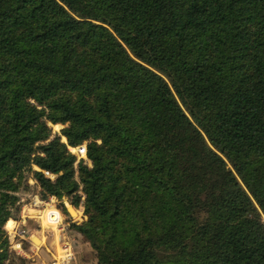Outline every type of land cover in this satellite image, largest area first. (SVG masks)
<instances>
[{
    "label": "trees",
    "instance_id": "1",
    "mask_svg": "<svg viewBox=\"0 0 264 264\" xmlns=\"http://www.w3.org/2000/svg\"><path fill=\"white\" fill-rule=\"evenodd\" d=\"M28 177L98 264H264V0H0V264Z\"/></svg>",
    "mask_w": 264,
    "mask_h": 264
},
{
    "label": "rangeland",
    "instance_id": "2",
    "mask_svg": "<svg viewBox=\"0 0 264 264\" xmlns=\"http://www.w3.org/2000/svg\"><path fill=\"white\" fill-rule=\"evenodd\" d=\"M51 126L53 127V131L55 133H61V129L63 128V125L61 124H51ZM64 140V138H62ZM65 141V140H64ZM70 149V147H69ZM79 162V161H78ZM54 178V176H53ZM39 189H38V184L35 183L34 179L31 177H28L27 179H25L22 182L21 188L20 190L16 193L19 200H20V204L18 203V205L12 210V214H11V218L12 220H18L20 218L21 215V210H22V206L24 203H32L33 199L35 198V195H37L39 193ZM85 197L83 195V201H84ZM69 203V205H72L75 209H77L78 211H80L82 213V215L77 218L74 219L73 217L68 218L69 217V212L68 209L66 207V203ZM55 205L59 206V208H61L62 212L64 213L65 217L68 218L70 226L69 229L67 230L68 235H70L72 238L73 236L76 238L72 239V243L73 244V252H74V257L73 259L70 261L69 264H98V256L96 251L92 248L90 242L80 233L78 232L76 229H74L72 227L73 223H77L80 224L83 221L88 219V215H86L84 213V207L80 206L79 208H76L69 200V198L67 197H56V199H54V203ZM40 208H43V206H40ZM31 214V211H30ZM33 215V214H31ZM36 215V214H34ZM263 218H264V212H263ZM29 228H31V230H33V235L31 236L32 241L34 242V247L33 249L29 248V244L25 242V247L27 248L28 253L25 252H20V250L18 248H16L15 243L16 241L14 240V234H12L10 231H12V229L7 228L6 224L4 226L5 231L8 235V239H9V243H10V248H9V258L7 259V261L5 262V264H42V260L45 259L47 264H52L55 260V256L59 257V255L63 256V250H62V243L63 240L61 238V234L56 231V233L54 231H51L47 228H39V231L36 230V228H38L39 226L33 222L31 220V222L29 223ZM42 231H44L45 233H48L49 239L48 245L51 248V252L53 253H48L46 251V249L44 250H39V247H41L40 243L36 240V237H39L40 235L42 236ZM39 235V236H38ZM56 235V241L57 242H52L51 240L54 239V236ZM88 242V244H87ZM57 245V246H56ZM55 254V255H54ZM41 255V257L39 256Z\"/></svg>",
    "mask_w": 264,
    "mask_h": 264
},
{
    "label": "built area",
    "instance_id": "3",
    "mask_svg": "<svg viewBox=\"0 0 264 264\" xmlns=\"http://www.w3.org/2000/svg\"><path fill=\"white\" fill-rule=\"evenodd\" d=\"M70 151L74 155H76L77 163L78 161L83 159L85 163L91 165V161L88 158L86 143L76 147H70ZM54 199H56V196L54 195L49 196L47 199H41L38 195L35 196L32 203L29 204L24 203L22 206L20 218L18 220H15V226L10 232L14 234L13 236H14V240L16 241L15 243L16 248H18L20 252H22L23 242L33 243L31 238V236L33 235V230H31V228H29L28 226L29 219H33L34 222L39 226L38 228H36V230H39V228L44 227L51 231H54L55 233L56 231H58L61 234V238L63 240L62 250L64 255L63 256L59 255V257L55 256V260L52 264H69L74 257V252H73L74 243H72V240L66 237L67 230L69 229L70 226L68 218H71V216L69 214L68 218L65 217L61 208L53 204ZM40 206H43V208H40ZM29 208H35L38 211L46 212V218H42L41 217L42 214L37 216L31 215L29 213ZM61 216H63L64 219H62Z\"/></svg>",
    "mask_w": 264,
    "mask_h": 264
},
{
    "label": "crops",
    "instance_id": "4",
    "mask_svg": "<svg viewBox=\"0 0 264 264\" xmlns=\"http://www.w3.org/2000/svg\"><path fill=\"white\" fill-rule=\"evenodd\" d=\"M38 189L40 190V188L38 187ZM39 195V193L37 194V195H35V196H38ZM66 207H67V205H66ZM30 211H31V214H35L36 212H37V214L36 215H34V216H37V215H41V217L42 218H46V212L44 213V212H41V211H38L37 209H35V208H29V213H30ZM39 212V213H38ZM71 216V215H70ZM62 218H63V216H61ZM72 217V216H71ZM64 219V218H63ZM31 220L34 222V220L33 219H29V223L31 222ZM9 221H12L13 222V227L11 226H9L8 225V222ZM8 222H7V224H6V226H7V228H9V229H13L14 228V226H15V220H12V219H10ZM39 231V230H38ZM39 236V235H38ZM66 237L67 238H69L70 240H72V239H74V238H76V236L74 237L73 236V238L70 236V235H68V233H67V235H66ZM36 239L38 240V241H41V247H39V250L41 249V250H44V249H46V251L48 252V253H52L51 251V248L49 247V245H48V240L47 239H49V236H48V233H45L44 231H42V236L40 235L39 237H36ZM52 242H57L56 241V235L54 236V239L53 240H51ZM48 242V243H47ZM26 243H28L29 244V248H31V249H33V244H34V242L33 243H29V242H26ZM51 243V242H50ZM49 243V244H50ZM87 244H88V242H87ZM57 246V245H56ZM22 248H23V251L25 252V253H28L29 254V252H28V250H27V248L25 247V242H23V245H22ZM53 254V253H52ZM55 255V254H54ZM40 257H41V255H39ZM42 264H47V262H46V260L45 259H43L42 260Z\"/></svg>",
    "mask_w": 264,
    "mask_h": 264
},
{
    "label": "bare ground",
    "instance_id": "5",
    "mask_svg": "<svg viewBox=\"0 0 264 264\" xmlns=\"http://www.w3.org/2000/svg\"><path fill=\"white\" fill-rule=\"evenodd\" d=\"M66 205H67V209H68V212H69V214L74 218V219H77V218H79L81 215H82V213L80 212V211H78L77 209H75L72 205H69V203L67 202L66 203ZM39 213V212H38ZM45 213V212H44ZM35 214H37V212L35 213ZM62 218V217H61ZM63 219V218H62ZM8 225L11 227L12 225H13V222L12 221H9L8 222ZM7 225V226H8ZM9 227V228H10ZM13 227V226H12ZM33 239V238H32ZM37 240V239H36ZM38 241V240H37ZM40 244H41V241H38Z\"/></svg>",
    "mask_w": 264,
    "mask_h": 264
},
{
    "label": "water",
    "instance_id": "6",
    "mask_svg": "<svg viewBox=\"0 0 264 264\" xmlns=\"http://www.w3.org/2000/svg\"><path fill=\"white\" fill-rule=\"evenodd\" d=\"M65 142H66V140H65Z\"/></svg>",
    "mask_w": 264,
    "mask_h": 264
}]
</instances>
